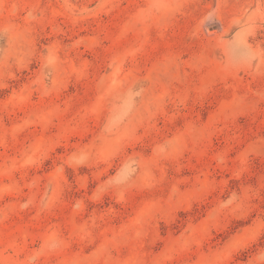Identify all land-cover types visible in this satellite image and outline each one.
Listing matches in <instances>:
<instances>
[{
	"label": "rangeland",
	"instance_id": "rangeland-1",
	"mask_svg": "<svg viewBox=\"0 0 264 264\" xmlns=\"http://www.w3.org/2000/svg\"><path fill=\"white\" fill-rule=\"evenodd\" d=\"M0 264H264V0H0Z\"/></svg>",
	"mask_w": 264,
	"mask_h": 264
}]
</instances>
